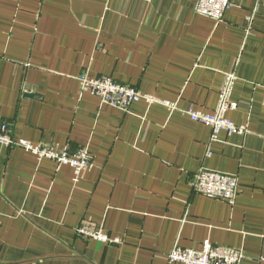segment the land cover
Segmentation results:
<instances>
[{"label":"crops","instance_id":"crops-1","mask_svg":"<svg viewBox=\"0 0 264 264\" xmlns=\"http://www.w3.org/2000/svg\"><path fill=\"white\" fill-rule=\"evenodd\" d=\"M233 3L217 22L195 0H0V125L94 163L75 183L71 166L0 143V264H169L174 245L207 239L264 264V0ZM229 71L228 117L248 132L211 141L185 110L213 112ZM85 75L179 109L122 111ZM202 169L239 177L233 205L194 191ZM83 222L121 242L80 237Z\"/></svg>","mask_w":264,"mask_h":264},{"label":"built area","instance_id":"built-area-1","mask_svg":"<svg viewBox=\"0 0 264 264\" xmlns=\"http://www.w3.org/2000/svg\"><path fill=\"white\" fill-rule=\"evenodd\" d=\"M233 4V0H195V10L198 14L219 22ZM237 79L235 71L224 73L223 82L218 91V102L213 112H204L191 107L185 110L192 120L211 128V141H217L222 132L227 135L248 132L246 126H239L228 117L231 110L238 108V103L232 99ZM81 81L83 91L98 96L103 104L125 112L130 111L132 105L141 100H144L148 105L154 103L165 105L171 112L179 109L176 102L159 99L154 95L142 92L133 85L117 82L111 76L91 78L85 75L81 77ZM0 143L9 148L20 147L32 152L40 160L55 161L58 166H71L74 169L75 183L82 178L86 170L91 169L94 165L93 156L88 147L71 150L69 146L59 148L53 143L35 144L27 139H16L13 136L12 128L7 123L0 125ZM208 155H211V152ZM191 185L197 193L211 199L226 201L232 205L240 191V181L237 175L211 169H202L196 173ZM76 231L80 237L92 238L103 243L121 242V239L110 237L88 222L81 223ZM244 257V252L239 248L214 245L207 239L202 243L200 249L174 245L167 254V261L169 264H241Z\"/></svg>","mask_w":264,"mask_h":264}]
</instances>
